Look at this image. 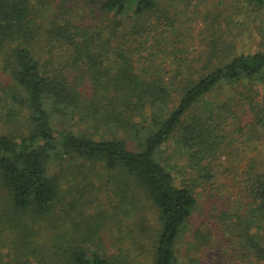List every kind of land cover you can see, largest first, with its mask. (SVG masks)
Here are the masks:
<instances>
[{"label": "trees", "instance_id": "obj_1", "mask_svg": "<svg viewBox=\"0 0 264 264\" xmlns=\"http://www.w3.org/2000/svg\"><path fill=\"white\" fill-rule=\"evenodd\" d=\"M158 3L0 0V264H32L35 254L26 245L9 261L4 227L29 239L35 227L49 226L60 233L45 264H180L196 190L228 171L221 172L229 120L264 144V53L218 58L198 78L179 66L168 79L166 59L157 63L167 50L145 39L152 15L161 17ZM246 4L264 13V0ZM87 12L94 16L89 22ZM225 90L232 93L227 104L207 106L210 96ZM172 148L175 156L165 165L164 152ZM76 164L92 182L100 178L98 167L112 174L121 199L113 218L121 225L143 199L155 209L158 226L145 260L108 253L101 231L109 213L99 207L95 216L88 212L99 197L95 190L79 188V199L68 200L59 168ZM236 185L239 210L216 218L221 240L216 245L197 232V248L189 251L214 244L223 250L216 259L264 264V155L248 160Z\"/></svg>", "mask_w": 264, "mask_h": 264}, {"label": "rangeland", "instance_id": "obj_2", "mask_svg": "<svg viewBox=\"0 0 264 264\" xmlns=\"http://www.w3.org/2000/svg\"><path fill=\"white\" fill-rule=\"evenodd\" d=\"M246 1L159 0L158 4L162 9L161 17L156 19L155 14L152 15L153 31L145 39L148 38L150 44H158V48L167 50L165 55H160L157 59V63H161L162 58L166 59L165 77L172 79L178 67L182 66V72L191 75L193 70V75L198 78V75L206 73V65L213 62V67L218 58L221 60L223 57L230 59L232 55L264 53V13L254 12L255 9L246 4ZM93 17L88 12L83 15V19L87 22ZM205 51L210 52L206 54ZM231 94L228 90L215 93L208 98L207 106L214 108L219 106L220 102L227 104V96H231ZM229 104L233 103L230 102ZM226 115L229 114L226 113ZM244 115L245 112L243 111L242 119H248L243 118ZM237 123L240 124L241 122H234L232 118L227 123L226 135L230 141L227 143L229 147L224 150L225 161L221 172L228 171L218 175L212 184L196 190L198 206L181 239L180 264H190L186 256L209 262L211 259L215 260L216 255L223 252L216 246L221 240L218 235L219 221L216 218L222 212L229 211L234 214L239 210L240 196L238 192H240V187L236 184L241 182L242 170L247 166L248 160L264 155V144L250 141L245 135L244 129V132L239 130L240 125L238 126ZM164 153H166L163 156L166 158L164 160L166 165L169 156L174 157L175 155L173 148L165 150ZM174 162L180 163L181 166L186 163L185 159H178L177 157H175ZM98 170L100 178L92 182L81 175L77 164L59 168L61 177L65 180L62 187L68 193V200H71L72 197L79 199L83 193L79 192V188H85L87 190L85 194L91 189L95 190L99 197L95 205L88 209V212L91 216H95V210H97L95 208L99 207L109 213L108 218L104 217L106 220L101 231L104 234V242L107 243L106 250L108 253L117 257L121 252L131 253L132 258L137 256L140 261L145 260L150 234L158 226L155 209L146 199H143L141 208L129 216L121 217L123 220L121 225L119 221L113 218L114 206L119 201L121 202V199L117 195L112 174L100 167ZM178 183H181V179ZM108 225L111 228H108ZM35 228L36 234L34 233L32 238L26 239V235L23 233L14 237L4 227L2 241L7 242L5 250L9 261H14L11 259L17 258L18 252L28 245L30 250L33 248L35 250V254L31 256L32 264H45L44 258L48 254L51 256L50 251L54 250L55 242L52 239L60 231L52 226ZM197 232L201 234L200 236L208 237L216 245L211 244L214 246L213 248L208 247L201 252L197 249L190 252L189 248H197V245H194L199 242L194 238ZM190 243L192 245L189 247ZM202 248L203 246L199 249ZM231 252L228 251L226 256H232ZM216 260L219 261L220 259ZM226 261L228 262L220 260V263L235 264L236 258L234 256L232 261L231 258L226 259Z\"/></svg>", "mask_w": 264, "mask_h": 264}]
</instances>
